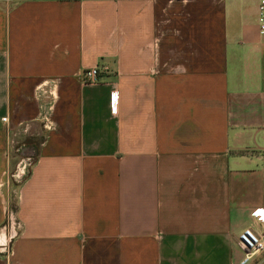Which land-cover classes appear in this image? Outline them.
I'll return each mask as SVG.
<instances>
[{
    "label": "crops",
    "instance_id": "obj_1",
    "mask_svg": "<svg viewBox=\"0 0 264 264\" xmlns=\"http://www.w3.org/2000/svg\"><path fill=\"white\" fill-rule=\"evenodd\" d=\"M244 228L264 238L256 0H0V264H238Z\"/></svg>",
    "mask_w": 264,
    "mask_h": 264
},
{
    "label": "rangeland",
    "instance_id": "obj_2",
    "mask_svg": "<svg viewBox=\"0 0 264 264\" xmlns=\"http://www.w3.org/2000/svg\"><path fill=\"white\" fill-rule=\"evenodd\" d=\"M39 122L31 130L33 131L32 133H29V135L23 138L22 137L23 134L22 132H20V135H18V140L14 139V140H11L10 142V144L14 146L21 143L23 140H25L26 142H30L29 146L26 145L27 143L25 144L24 150L18 149L15 151L14 165L8 171V178L12 181L11 186H10L11 195H13L14 189L19 183H21L30 165L34 162V158H35L34 155L36 151L35 149L41 140L42 129H47L43 125L42 120H39ZM13 201H14L13 199H10L8 203V208L6 210L7 214H6V219H5L6 224L7 223L11 224L12 222L13 223L15 222L14 214L12 212ZM246 264H264V247L259 250H256L253 253L250 260Z\"/></svg>",
    "mask_w": 264,
    "mask_h": 264
},
{
    "label": "built area",
    "instance_id": "obj_3",
    "mask_svg": "<svg viewBox=\"0 0 264 264\" xmlns=\"http://www.w3.org/2000/svg\"><path fill=\"white\" fill-rule=\"evenodd\" d=\"M256 27L259 31L264 32V0H256ZM98 72V66L94 64L89 67H84L79 74L84 81L96 82ZM116 96V90L112 89L109 91V107L113 112L116 109ZM41 119L46 128L50 127L51 120L47 115H42ZM1 120H5V117H1ZM238 242L242 250L238 264H246L256 250L264 247V238L262 235L260 236L254 233L249 228H244L239 232Z\"/></svg>",
    "mask_w": 264,
    "mask_h": 264
}]
</instances>
